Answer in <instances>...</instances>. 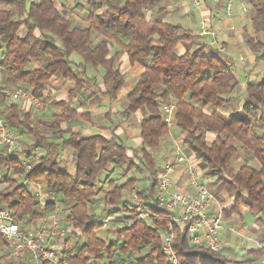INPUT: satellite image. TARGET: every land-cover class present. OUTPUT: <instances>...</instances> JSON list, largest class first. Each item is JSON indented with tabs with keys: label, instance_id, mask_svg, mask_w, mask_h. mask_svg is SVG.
<instances>
[{
	"label": "trees",
	"instance_id": "trees-1",
	"mask_svg": "<svg viewBox=\"0 0 264 264\" xmlns=\"http://www.w3.org/2000/svg\"><path fill=\"white\" fill-rule=\"evenodd\" d=\"M169 1L84 0V4L77 2L68 7V14L88 12L87 23L81 24L61 11L56 0H0V71L7 79L21 83V89L31 90L35 99H44L46 84L55 75L75 84L71 97L84 88L86 70H104L105 82L111 83L108 93L115 98L126 81L120 69V55L126 52L132 63L146 60L145 70L127 94L128 104L122 111L125 118L140 109L147 112L141 119L139 146L128 145L116 135L106 138L60 128L62 121L78 114L68 101L58 104L61 113L55 115L51 127L56 130L55 139L63 137L60 145L75 152L73 174L58 162L47 165L48 155H42L39 149L46 139L33 125L29 113L11 101L1 112L19 139L28 133L35 142L27 149L19 144L20 162L7 155L4 147L0 148V167L8 172V186L0 191V205L9 206L17 221L31 223L54 213L62 199L74 201L64 220L79 229L84 240L58 250L62 260L71 264H114L118 251L127 254L121 264L167 263L163 230L169 211L157 202L164 166L160 168L162 164L156 162L155 152L171 128L164 119V108L171 102L175 103L174 123L183 135L182 148L195 170L197 164L204 165L205 180L199 178L213 188L217 205L221 193L226 192L234 195L232 212H239L238 206L243 204L245 211L264 214V136L257 133L264 126V78L246 82L240 103L236 93L241 81L232 62L218 54H204V46H186L184 42L193 41L195 34L179 22L164 19ZM247 1L253 14L252 32L246 35V43L256 53V63H260L264 61V42L258 37L264 33V0ZM150 12L160 16H149ZM22 28L24 35L20 34ZM180 44L185 46L182 52L178 49ZM113 46L119 49L115 51ZM32 60L41 66L30 67ZM241 148L252 151L260 167L243 163L230 172L231 160L240 156ZM35 153L40 155L39 164L28 172L23 163L33 160ZM102 170L110 172L100 184L97 178ZM133 170L146 172L151 181L135 190L129 204L123 205L122 210L128 212L125 216L133 215V223L117 230L118 242H107L95 230L96 225H106L109 218L105 222L101 218L93 221L90 201L103 192L107 201L116 205L124 190L137 181L130 178L119 184V171L127 176ZM181 172L189 184L188 169L178 173ZM22 177L27 182L44 179L46 191L54 199L43 201L27 182H20ZM173 179L176 185L175 176ZM134 193L143 199L144 208L149 211L147 218L139 217L133 209ZM175 229L173 247L179 264H263L256 260L264 248L249 249L246 258H232L222 250L192 245L186 230L180 226ZM143 250L146 254L134 258V252Z\"/></svg>",
	"mask_w": 264,
	"mask_h": 264
},
{
	"label": "crops",
	"instance_id": "crops-1",
	"mask_svg": "<svg viewBox=\"0 0 264 264\" xmlns=\"http://www.w3.org/2000/svg\"><path fill=\"white\" fill-rule=\"evenodd\" d=\"M83 1H81L82 4L85 3ZM195 1L196 0H175V3L173 2V6L171 7L169 3L164 19L167 20L168 18H172V20H170L171 22H179L184 28L190 29L195 34L193 35L195 37L193 40V46H191L192 49L204 46V54H219L231 61L236 68L237 77L241 81L240 91L244 92L246 82L249 80L253 81L252 78L256 76L260 64L263 63H256V53L249 49V46L246 43V35H251L252 32L250 6L247 5L244 0H231L232 13L230 12L229 14L226 11V6L230 0H197L200 2L199 4H196ZM171 12H173V16L170 15ZM76 13L79 12L76 11L72 13L71 16L76 15ZM86 13L88 14L87 11L80 12L79 14H81V16H79V20L76 19L78 16H73L74 23L80 22L81 24H86ZM153 14L154 12H150L149 16H153ZM204 20H209L213 23L216 30V36L201 34V25ZM258 37L264 42V33H259ZM118 49V47L113 46V50L117 51ZM178 49L179 52H182L185 50V46L180 44ZM119 62L121 72L126 75V81L115 98L111 97L108 93L111 83L105 82L103 78L104 70H86L87 78L85 77L86 82H84V88L71 97L70 92L75 88V84L60 76L55 75L51 77L48 84H46L47 88L44 92V99H41L43 102L42 105L38 104L36 100L30 98L14 99L12 97V92L23 88V86H21V83H16L7 79L0 71V88L6 87V89L0 91V112H4L7 109L6 103L11 101L17 104L25 113H29L33 125L40 129L42 136L46 139L45 143L39 149L42 155H48L47 165H50L53 162H58L62 168L73 174L75 170V152L68 146L60 145L59 142L62 141L63 137L55 139L53 134L56 130L54 127H51L55 115L61 113V107L58 104L63 101L71 103V106L76 108L75 111L78 116L62 121L59 124L60 128L82 131L86 135L99 134V136L102 135L106 138H112L114 135L120 136L128 145L135 147L139 146L142 141L140 136L141 119L147 114V112L140 109L133 113L129 118H125L122 115V111L126 109L128 104L127 94L131 91L137 79L145 70L146 60L135 61L132 63L129 59V55L124 52V54L122 53L120 55ZM243 77L245 78L243 79ZM172 125L176 126L174 123L171 124V127ZM260 131L261 134H264V126ZM179 136L180 134L177 136L178 139L174 142H168L166 137L162 140L160 149L164 161L160 168L164 166L167 160L174 159L178 153L179 146L182 147L183 135ZM19 140L20 146L23 149H27L35 142V137L28 133H24L21 134V139ZM167 143L174 145L166 147ZM129 152H131V150H129ZM242 164L243 163L238 157L233 158L230 163V165L236 169ZM198 166L199 169L201 168L203 171L205 170L203 164H197V167ZM136 171L139 172V170H133L125 177L130 176L127 179L137 178L136 175L138 174ZM2 172L4 173L5 178H7V169ZM109 172V170H102L97 178L98 183L103 184L108 178ZM181 174L182 172L174 175L178 181L176 182V186L187 189L189 188V184L184 176L185 174ZM124 178H121L119 183L122 184L127 180L124 181ZM177 178H179V180ZM20 182L26 183L27 181L22 177ZM26 184L32 188L43 201L49 198H54L47 193L46 188L44 190L43 186L46 187V181L44 179H38L35 182H27ZM138 184L140 183L129 185L124 190L123 195H127L129 192L133 193L135 189L138 188ZM7 186L6 183L3 185L0 184V191L6 189ZM234 205L235 202H230V200H223L219 207L216 205V211L221 212L224 218V225L220 232V240L224 243L223 247L226 248L224 251L226 253H233L234 251L237 252L235 249H240V247L233 242L235 241L234 237L238 234L243 236L240 239L241 242L250 241L252 244L247 247L248 250L252 248H264L263 218H259L260 216H257L258 214L248 211H245L246 214L241 217L236 216L235 212L231 211ZM66 213H68V211ZM48 217L57 218L61 220L62 223V233L59 231L53 233V235L49 237L50 245H55L58 250L72 246L69 240L70 234L77 233L78 229L76 230V228L72 229V227H68L69 224L64 220L65 215L60 214L57 210ZM110 217L111 216L108 218ZM67 230H69V233H66ZM254 244L256 245L254 246ZM3 248L7 250L6 253L9 254L8 257L13 260L18 259L11 257V250L2 245L0 246V256L5 253L2 252ZM17 261H19V264L25 263L23 262L25 260L22 261V258H19ZM256 261L264 264V253ZM0 264H2L1 261ZM4 264H8V262H4Z\"/></svg>",
	"mask_w": 264,
	"mask_h": 264
},
{
	"label": "built area",
	"instance_id": "built-area-1",
	"mask_svg": "<svg viewBox=\"0 0 264 264\" xmlns=\"http://www.w3.org/2000/svg\"><path fill=\"white\" fill-rule=\"evenodd\" d=\"M199 4V1H195ZM231 1L226 6L227 13H232ZM201 33L216 36L212 22L204 20ZM14 99L30 98L38 104H43L40 99H35L31 90L18 89L12 92ZM164 119L169 124L174 123L175 103L166 105ZM19 135L10 128L0 112V147L6 149L11 158L22 161L19 148ZM35 153L34 159L23 161L28 172L35 170L40 157ZM188 169L189 188L182 189L175 185L174 174ZM157 199L159 204L169 211V220L163 230V250L167 256L166 264H179L173 243L176 238V227L180 226L189 234L192 245H206L212 250L221 249L220 232L223 227L221 212L216 211L217 200L208 186L207 181L201 180L194 169L191 158L179 146L174 159L167 160L160 174ZM133 209L139 217L147 218L149 211L144 208L143 199L137 194L133 195ZM60 220L57 218H43L31 223L16 220L13 210L7 205H0V236L6 241L11 250V256L22 258L27 264H71L62 260L61 254L55 245H50L49 237L55 232L62 233ZM96 264V263H90Z\"/></svg>",
	"mask_w": 264,
	"mask_h": 264
},
{
	"label": "rangeland",
	"instance_id": "rangeland-1",
	"mask_svg": "<svg viewBox=\"0 0 264 264\" xmlns=\"http://www.w3.org/2000/svg\"><path fill=\"white\" fill-rule=\"evenodd\" d=\"M77 1H80L81 2L83 0H56L55 3L59 7V9H61V11H63L64 13L67 14L68 17L74 18L73 16H78V18L76 17V19L79 20V16H81V14L76 13V15H72V16H71V14H68V7L70 5L76 4ZM244 1L246 2L247 5H249L247 0H244ZM173 2L175 3V0H172V2L170 0L167 3V6H169V3H170V7L173 6L172 5ZM231 3H232V1H231ZM250 10H251V16H252L253 10H252L251 7H250ZM85 15H88V14L86 13ZM170 15L173 16L174 15L173 12H171ZM153 16L154 17H158L160 15H158L157 13L155 14V12H154ZM170 20H172V18H168L167 19V21H170ZM20 34L21 35H24L25 34V29L24 28H22V30L20 31ZM192 42L193 41H189L188 40V41H185L184 43H185L186 46L189 47V46H193ZM76 57L79 58V55L76 54ZM35 66L38 67V66H41V64L37 60H32V64L30 65V67H35ZM263 75H264V61H263V63L260 64V66L258 68V71L256 73V76L253 77L252 79H253V81H258V80H260V79H262L264 77ZM243 76H244V72H243ZM244 78L245 77H243V79ZM21 86H23V85H21ZM23 88H24V86H23ZM236 95H237V99L239 100V102L242 103L243 102L242 99L244 97V92L239 90V91H237ZM170 130L171 131H169V133L167 135H165L163 137V139L166 137L167 138L166 140L168 142H171V141L174 142V141H176L178 139L177 136L180 133V129H179V127L177 125L176 126L175 125H172V127L170 128ZM257 133L260 134V135H262V136H264V134H261L260 129H257ZM20 139H21V137H20ZM19 144H20V140H19ZM173 145L174 144L167 143V146L166 147H171ZM158 148L159 149H157V151L155 152V157L157 158V161L156 162L158 163V165H161V164H163V161L164 160H163V157L161 156V153H162V151L160 149L161 147H158ZM238 158H239V160L242 163H250V164H254L257 167H260V164L257 161V159L254 157L253 152L250 151V150H248L247 148H241L240 156ZM5 169L6 168H4V167H0V170H1L0 171V184H2V185L4 183L7 184V181L5 180L6 179L5 178V175L2 172ZM235 169L236 168H234L231 165H229L230 172H234ZM196 170L198 172V176H200L201 179H204L205 180V177L206 176H205V173H204L203 169H201V168L199 169V167H196ZM119 173H120V176H119L120 179L121 178H124L126 176V175H123L124 171H119ZM136 173L138 175H136L137 176V181H136L135 184H137V183H140V184H138L139 186L135 190L143 189V187H145L146 185H148V183L151 181V178H150V176L146 172L141 173V172H137L136 171ZM129 177L130 176L125 177L123 180L125 181ZM43 188L45 190L46 187L43 186ZM127 195L129 196V198H128ZM127 195L124 194L123 197H122V199H120V201L117 202L116 205H113V204L109 203L107 201L105 195L103 194V192H102V194H100V195L92 198L91 201H90V204H89V213L91 215H93V218H92L93 221L96 222L97 221V218H101L102 221L104 219V222H105L106 217L111 216L109 218V220L107 222H105L106 225H103V224L96 225L98 227L95 230V232L100 237H102L103 239H105L107 242H118L117 241V239H118L117 238L118 237V235H117L118 234V231L117 230L122 229V228L126 227L127 225H131L133 223V220H134V217H132L133 215L130 214L128 216H125V215H127L128 212L122 210L124 203L125 204H129V199H132V193L129 192ZM51 199H54V198H51ZM223 200H227V201L230 200V202H234L233 201L234 200V195H231L230 193L228 194L226 192L225 193L222 192L221 193V199L220 200L218 199V207H219L220 203ZM73 202L74 201H72V200L62 199L58 203L57 211L60 214H63V215L66 216L67 215L66 212L68 211L69 206ZM238 208H239V212H235V215L236 216L241 217L242 215L246 214L245 213V210L246 209L245 210L242 209L243 208V204L242 205H239ZM248 212H251V211H248ZM252 212L254 214H258L257 216H260L259 218H263V220H264V214H261V213L256 212V211H252ZM223 225H224V218H223ZM64 227H65V224H64ZM68 227H72V229H74V226L72 224H69ZM72 232H74V231H72ZM66 233H69V230H67ZM82 236L83 235H82V233H81V231L79 229H78L77 234L76 233L70 234V237H69L70 244L74 245L78 240L83 241L84 238ZM242 237L243 236L242 235H239V234L234 237V240L235 241H233V242L236 245H238L240 247V249H235V250H237V252L234 251L233 253H227V254H229L228 256H230L232 258H246V257L249 256L248 253H247L248 252V248L247 247L248 246H251L252 244L250 243V241L249 242H244V241L241 242L240 239ZM223 244L224 243H222V241H221V249L220 250H222V251L226 250V248L223 247ZM1 245L2 246H6V248H9L6 245V243L3 241V239H0V246ZM255 245L256 244H254V246ZM2 250H3L2 251L3 253L5 252L4 254H2L0 256V259L2 258L0 260L2 262V264H4V262H8V264H19V261H17L18 259L13 260L12 258L8 257L9 254L6 253L7 250H5L4 248ZM143 254H146V250H143L141 252H137L136 251V252L133 253V256L136 259H140ZM126 257H127V254H123L120 251L116 252V255L114 256V260H115V263L114 264H121V261L124 260V259H126ZM22 261H23V259H22Z\"/></svg>",
	"mask_w": 264,
	"mask_h": 264
}]
</instances>
